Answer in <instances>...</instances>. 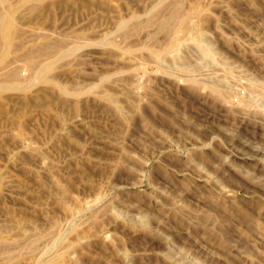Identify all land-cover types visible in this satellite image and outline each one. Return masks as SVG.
I'll use <instances>...</instances> for the list:
<instances>
[{"label": "rangeland", "instance_id": "1", "mask_svg": "<svg viewBox=\"0 0 264 264\" xmlns=\"http://www.w3.org/2000/svg\"><path fill=\"white\" fill-rule=\"evenodd\" d=\"M4 16L0 264H264V0Z\"/></svg>", "mask_w": 264, "mask_h": 264}, {"label": "bare ground", "instance_id": "2", "mask_svg": "<svg viewBox=\"0 0 264 264\" xmlns=\"http://www.w3.org/2000/svg\"><path fill=\"white\" fill-rule=\"evenodd\" d=\"M5 0H1V3H3ZM176 16V15H175ZM175 16H174V18H175ZM5 22V16L4 17H1L0 18V37L1 38H3V39H8V37H9V31H8V29H7V27H2V24ZM8 22V21H7ZM126 23V22H125ZM134 23V22H133ZM169 23H171V21L170 22H166V23H163L164 25L163 26H161V27H164L163 29H168L169 28ZM121 24H123V23H121ZM8 26H9V22H8ZM123 26V25H122ZM121 26V27H122ZM124 27V26H123ZM122 30V29H121ZM50 65H48V66H46L42 71H41V74H40V77L41 78H45L46 76H45V74L50 70ZM218 95V94H217ZM219 96V95H218Z\"/></svg>", "mask_w": 264, "mask_h": 264}]
</instances>
